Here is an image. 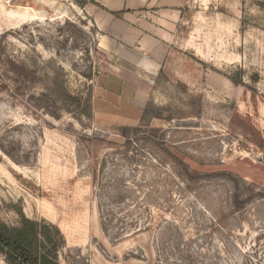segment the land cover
<instances>
[{
    "label": "rangeland",
    "instance_id": "obj_1",
    "mask_svg": "<svg viewBox=\"0 0 264 264\" xmlns=\"http://www.w3.org/2000/svg\"><path fill=\"white\" fill-rule=\"evenodd\" d=\"M99 33L0 0V224L36 221L57 264H264V0H188L153 76Z\"/></svg>",
    "mask_w": 264,
    "mask_h": 264
},
{
    "label": "crops",
    "instance_id": "obj_2",
    "mask_svg": "<svg viewBox=\"0 0 264 264\" xmlns=\"http://www.w3.org/2000/svg\"><path fill=\"white\" fill-rule=\"evenodd\" d=\"M49 1L79 7L100 32V50L112 53L117 66L113 70L153 76L168 61L169 50L180 49L179 23L188 0H85L83 4L76 0ZM144 98L142 89L135 92V102Z\"/></svg>",
    "mask_w": 264,
    "mask_h": 264
},
{
    "label": "trees",
    "instance_id": "obj_3",
    "mask_svg": "<svg viewBox=\"0 0 264 264\" xmlns=\"http://www.w3.org/2000/svg\"><path fill=\"white\" fill-rule=\"evenodd\" d=\"M38 229L39 225L36 221L24 216L19 226L0 224V250L4 252L11 264H57L55 254L63 242L59 239L60 244H58L56 240L48 236L49 232L47 236L43 233L44 240H39ZM57 232L61 236L58 230ZM48 244H51L54 253L51 251L49 253L46 246Z\"/></svg>",
    "mask_w": 264,
    "mask_h": 264
}]
</instances>
